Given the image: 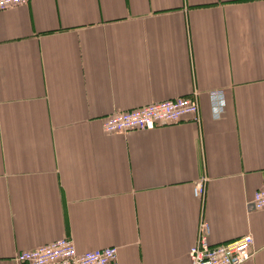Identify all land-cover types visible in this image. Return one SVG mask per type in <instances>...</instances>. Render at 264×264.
Wrapping results in <instances>:
<instances>
[{"label": "crops", "instance_id": "obj_1", "mask_svg": "<svg viewBox=\"0 0 264 264\" xmlns=\"http://www.w3.org/2000/svg\"><path fill=\"white\" fill-rule=\"evenodd\" d=\"M177 97L199 100L201 122L103 127ZM263 187L264 0L0 10V264L64 237L79 252L116 246L120 264H190L203 218L212 245L250 234L242 264H264Z\"/></svg>", "mask_w": 264, "mask_h": 264}, {"label": "built area", "instance_id": "obj_2", "mask_svg": "<svg viewBox=\"0 0 264 264\" xmlns=\"http://www.w3.org/2000/svg\"><path fill=\"white\" fill-rule=\"evenodd\" d=\"M29 0H0V10L25 4ZM212 109L218 117L227 104L224 90L210 93ZM192 119L201 122L200 102L196 97H177L130 110L117 111L103 120L108 133H126L134 130H151L164 125L177 124ZM205 184L195 188V195L205 196ZM252 204L264 209V187L254 194ZM211 224L204 218L199 224L196 243L190 249V264H242L252 255L254 238L245 235L237 240L212 245L210 243ZM14 260L23 264H120L118 247L108 246L79 252L72 238H60L33 249L16 254Z\"/></svg>", "mask_w": 264, "mask_h": 264}, {"label": "rangeland", "instance_id": "obj_3", "mask_svg": "<svg viewBox=\"0 0 264 264\" xmlns=\"http://www.w3.org/2000/svg\"><path fill=\"white\" fill-rule=\"evenodd\" d=\"M64 238H70V237H64ZM58 240V239H57ZM108 247V246H107ZM104 248V247H103Z\"/></svg>", "mask_w": 264, "mask_h": 264}]
</instances>
